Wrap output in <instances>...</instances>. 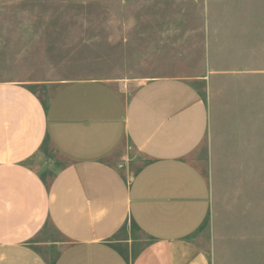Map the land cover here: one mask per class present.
<instances>
[{"label":"crops","instance_id":"1","mask_svg":"<svg viewBox=\"0 0 264 264\" xmlns=\"http://www.w3.org/2000/svg\"><path fill=\"white\" fill-rule=\"evenodd\" d=\"M208 23L195 67L129 95L126 80L78 79L43 84L44 102L34 83L0 81V264H212L210 172L259 137L252 88L223 82L264 72L216 69ZM45 145L49 180L33 163Z\"/></svg>","mask_w":264,"mask_h":264},{"label":"rangeland","instance_id":"2","mask_svg":"<svg viewBox=\"0 0 264 264\" xmlns=\"http://www.w3.org/2000/svg\"><path fill=\"white\" fill-rule=\"evenodd\" d=\"M206 20L219 24L208 26L222 50L211 59L216 69L264 72V0H0V81L34 83L44 102L56 87L43 84L78 79L126 80L129 95L145 78L195 67ZM230 74L224 85L252 88L259 137L251 152L232 151L210 172L224 243L210 257L212 264H264V75ZM129 155L111 162L123 165ZM38 158L34 166L49 180L42 159L52 161L50 147Z\"/></svg>","mask_w":264,"mask_h":264}]
</instances>
